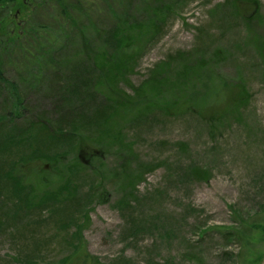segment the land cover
<instances>
[{"label":"rangeland","instance_id":"1","mask_svg":"<svg viewBox=\"0 0 264 264\" xmlns=\"http://www.w3.org/2000/svg\"><path fill=\"white\" fill-rule=\"evenodd\" d=\"M40 1L12 0L0 6V142L6 143L4 157L8 155L9 161L17 155L28 156L22 167L21 193L29 202L42 195L38 185L47 183L44 191L52 192L56 175L70 176L81 197L102 174L105 194L79 200V213L63 233L48 218V209L15 204L11 185L3 177L0 264H57L71 252L67 242L77 245L79 241L95 264H248V250L240 235L249 234L250 225L264 222V61L250 42L253 35L247 32L244 20L220 9L222 0H90L83 9L102 28L112 24V10L118 4L127 5L131 19H145V9L157 6L154 2L169 5L158 34L127 75L130 83L138 84L154 64L176 51L193 49L210 56L219 48L222 53L212 68L227 80H241L249 93L244 107L213 124L182 113L171 118L151 116L123 126V140L131 146L129 170L136 175L138 170L144 172L128 195L112 175L118 164L116 147L101 155L103 168L100 163L92 169L79 168L83 157L76 160L66 147L59 154V147L45 146L58 156L51 160L40 157L42 149L35 159L37 142L24 129L40 115H56L60 92H51L52 75L42 61L30 64L21 60L16 47L11 50L10 46L20 40L17 32L25 30L33 12L37 22L49 18L52 5L38 7ZM259 2L264 13V0ZM246 10L247 5L239 12ZM250 27L263 35L264 27L256 23ZM71 165L76 172L69 170ZM148 165L153 168H138ZM192 166L206 170L209 178L192 177ZM37 169L48 174L47 178L37 177ZM26 184L32 186L31 191ZM124 197L127 204L120 207ZM55 206L59 205L53 199L46 208ZM251 248L257 249L255 257L259 254L256 264H264V241Z\"/></svg>","mask_w":264,"mask_h":264},{"label":"trees","instance_id":"2","mask_svg":"<svg viewBox=\"0 0 264 264\" xmlns=\"http://www.w3.org/2000/svg\"><path fill=\"white\" fill-rule=\"evenodd\" d=\"M10 1L0 0V6ZM51 1L41 0L38 6L52 5L49 18L37 22L33 12L25 30L17 32L20 40L10 46L11 50L16 47L21 60L30 64L42 61L43 67L52 75L49 82L51 92H60L55 103L56 115H40L31 127L24 129L37 142L35 155H38L35 159L42 149L40 157L51 160L49 158L58 156L52 155L50 148L45 146L59 147V154L66 147L72 150L76 160L83 157L79 168L89 169L95 163H100L103 168L101 155L108 148L116 147L118 164L112 175L120 189L124 192L128 190L126 194L129 195L144 172L138 170L136 175L129 170L131 146L123 140V126L151 116L171 118L182 113L213 124L215 119L236 112L248 102L249 93L241 80H227L212 68V62L222 53L219 48L210 56L201 55L193 49L176 51L154 64L147 77L138 84L129 82L127 75L144 47L158 34L169 12L168 4L154 2L157 6L151 4L150 10L145 9V19H131L127 5L118 4L112 10V24L99 28L92 23L88 11L83 12L90 0ZM218 5L220 9L244 20L247 32L253 35L250 42L264 61V28L262 35L250 27L254 23L264 27V13L259 8V0H222ZM246 5L247 10L240 14L239 11ZM13 57L16 59L17 55L13 54ZM1 65L0 62V69ZM63 67H67L65 73L60 72ZM4 141L0 142V182L5 177L6 184L10 183L11 197L21 208L32 205L39 211L48 209V218L55 220L56 230L64 233L74 223L75 214L79 213V200L90 201V197L105 194L102 174L81 197L79 186L73 183L70 176L56 175L52 180L56 185L54 190L44 191L49 187L47 183L41 187L38 185L42 195L38 201L29 202L26 194L21 193L25 180L22 167L28 162V156L17 155L18 158L9 160V163L8 155L5 158L3 153L6 152L2 151L6 147ZM19 144L23 145V142ZM148 166L138 168H153ZM41 170L45 172V168L41 167ZM69 170L76 172L77 168L71 165ZM34 172L37 177L48 176L39 173L38 169ZM206 172L201 167L192 166L190 175L207 180L209 176ZM26 185L24 187L31 191L32 186ZM53 199L59 206L46 208ZM119 203L120 207L126 205L125 197ZM248 230L249 234L240 235V239L248 250L245 256L248 264H256L259 254L255 257L257 249L252 250L251 244L264 241V222L252 224ZM256 233L261 236L256 238ZM67 243L71 245V252L57 264H95L83 242L79 241L77 245Z\"/></svg>","mask_w":264,"mask_h":264}]
</instances>
